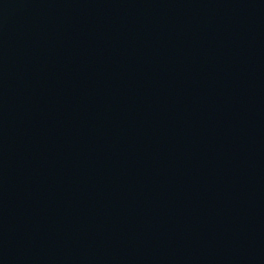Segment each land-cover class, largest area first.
Listing matches in <instances>:
<instances>
[{
    "label": "water",
    "instance_id": "obj_1",
    "mask_svg": "<svg viewBox=\"0 0 264 264\" xmlns=\"http://www.w3.org/2000/svg\"><path fill=\"white\" fill-rule=\"evenodd\" d=\"M0 264H264V0H0Z\"/></svg>",
    "mask_w": 264,
    "mask_h": 264
}]
</instances>
